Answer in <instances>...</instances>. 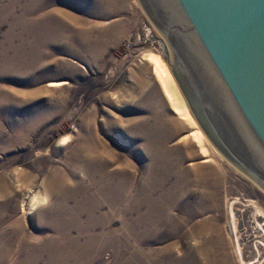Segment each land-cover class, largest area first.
<instances>
[{
    "label": "rangeland",
    "instance_id": "obj_1",
    "mask_svg": "<svg viewBox=\"0 0 264 264\" xmlns=\"http://www.w3.org/2000/svg\"><path fill=\"white\" fill-rule=\"evenodd\" d=\"M146 52L170 67L138 0H0V264H264V190L205 134L203 161ZM160 148L188 176L152 190ZM145 184L184 196L138 223Z\"/></svg>",
    "mask_w": 264,
    "mask_h": 264
},
{
    "label": "water",
    "instance_id": "obj_2",
    "mask_svg": "<svg viewBox=\"0 0 264 264\" xmlns=\"http://www.w3.org/2000/svg\"><path fill=\"white\" fill-rule=\"evenodd\" d=\"M203 133L264 190V0H138Z\"/></svg>",
    "mask_w": 264,
    "mask_h": 264
},
{
    "label": "bare ground",
    "instance_id": "obj_3",
    "mask_svg": "<svg viewBox=\"0 0 264 264\" xmlns=\"http://www.w3.org/2000/svg\"><path fill=\"white\" fill-rule=\"evenodd\" d=\"M114 31V30H113ZM82 32V30H81ZM84 32V31H83ZM110 35V34H109ZM88 40V39H86ZM81 43V42H80ZM85 43V44H84ZM82 46H85V48L94 49L93 44L90 41H83L81 43ZM101 46V45H100ZM100 49V47H99ZM162 55V54H161ZM158 53L154 52H146L144 54V58L152 65V70L158 79L162 90L167 97V99L170 102L171 108L173 112H175L177 115H179L182 119H184L187 123L191 124L192 126L195 125V120H193V117L189 111V107L184 99V97L181 96L179 89L177 87V84L175 82V78H173L174 75H172L171 67L168 66V64L165 62L163 57ZM170 64V63H169ZM53 85H56V83H52ZM60 84V83H57ZM161 124V123H160ZM158 123L156 124L155 128H158ZM191 126V133L189 132V135H191L192 139L196 142L197 146L199 147L200 152L204 156L203 161H211V158L209 156V148L205 145V141L208 139H205V135L203 131L198 127L194 126L192 128ZM167 133V132H166ZM160 142V146L163 145L168 137L164 135L163 133L158 132L157 133ZM174 134V133H173ZM68 137H64L62 139V142L67 141ZM163 148V147H162ZM160 148V157H150L151 158V165L149 166V173L146 177V182L149 184L150 189L152 190H163V182L164 180L171 175V173H176L179 179H181V182H183L184 178L188 176V171L184 170L183 168H179V165L182 163V156L178 158L177 161H175L174 157L178 156L176 150H168V149H162ZM162 149V150H161ZM179 152V151H178ZM151 155V154H150ZM177 158V157H176ZM174 159V160H173ZM161 161V162H160ZM150 162V160H149ZM162 163V164H160ZM187 178V177H186ZM180 181V180H179ZM182 185V184H181ZM183 185L181 186V191L177 187H174V190H172V193L170 196L162 194L159 198L155 199L150 195L146 188V184L143 187H140V191L138 193V198L134 204V208L140 209V205L142 204V200L146 199L144 202L148 204L147 207V214L139 216L138 223L144 222V218L148 217L151 212L154 210L161 211L162 217H168L167 214L168 208L172 207L174 204H176V201L178 200V197H183ZM36 198V197H35ZM37 199V198H36ZM45 200V198L42 196L40 200L33 201L30 203V210H33L37 203L39 201ZM257 211L259 214H262V210L257 208ZM167 215V216H166ZM161 218V217H160ZM169 218H165L166 221H168ZM234 231V230H233ZM243 264H246L243 260L241 261ZM259 262L255 263L258 264ZM248 264V263H247Z\"/></svg>",
    "mask_w": 264,
    "mask_h": 264
}]
</instances>
